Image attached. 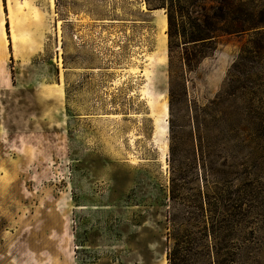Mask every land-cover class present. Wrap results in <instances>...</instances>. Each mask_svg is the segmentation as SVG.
<instances>
[{
  "label": "rangeland",
  "instance_id": "rangeland-1",
  "mask_svg": "<svg viewBox=\"0 0 264 264\" xmlns=\"http://www.w3.org/2000/svg\"><path fill=\"white\" fill-rule=\"evenodd\" d=\"M13 5L0 264H264V0Z\"/></svg>",
  "mask_w": 264,
  "mask_h": 264
},
{
  "label": "crops",
  "instance_id": "crops-1",
  "mask_svg": "<svg viewBox=\"0 0 264 264\" xmlns=\"http://www.w3.org/2000/svg\"><path fill=\"white\" fill-rule=\"evenodd\" d=\"M14 1L12 2V9H14L15 5H13ZM2 5H3V11L5 13V18H6V24L7 27L9 26L8 24V8H7V2L6 0H2ZM16 36H17V24H16ZM6 42H3L2 40L0 44V60L6 59L7 56L12 57L13 59L17 60H33L35 59L34 54H39V52L42 49V44L39 42H32L31 44L23 45L15 40L13 41L11 39V35L8 36ZM16 49V50H15ZM15 55H20V56H15Z\"/></svg>",
  "mask_w": 264,
  "mask_h": 264
},
{
  "label": "bare ground",
  "instance_id": "bare-ground-1",
  "mask_svg": "<svg viewBox=\"0 0 264 264\" xmlns=\"http://www.w3.org/2000/svg\"><path fill=\"white\" fill-rule=\"evenodd\" d=\"M15 0H6L7 2V8H8V19L10 20V25H9V31H10V35L11 38L15 36V30H16V23L13 19L12 16V2ZM53 6V0H50V8ZM157 12V11H154ZM162 30L163 32L166 30V22L165 19L163 18L162 20ZM8 29H7V24H6V18H5V13L3 11V5H2V0H0V40H2L3 42L5 40H7L8 38V33H9ZM165 35L159 37L158 43H157V51L152 55V58L155 60V62H159V60L162 59L161 54L165 53ZM163 121L167 119L168 117V108L167 106H163ZM167 123V122H166Z\"/></svg>",
  "mask_w": 264,
  "mask_h": 264
},
{
  "label": "trees",
  "instance_id": "trees-1",
  "mask_svg": "<svg viewBox=\"0 0 264 264\" xmlns=\"http://www.w3.org/2000/svg\"><path fill=\"white\" fill-rule=\"evenodd\" d=\"M180 177V176H179ZM170 190H169V200L174 201L177 199L182 200V196L180 194V185H178V180L174 177H171L170 179ZM173 222L177 219V216L172 217ZM176 222V221H175ZM180 226V223H179ZM180 228H178L177 232L176 230H172L171 233L167 236V241H173L168 246V262L169 264H176L177 261H180V255L183 252V239L178 236V231Z\"/></svg>",
  "mask_w": 264,
  "mask_h": 264
}]
</instances>
